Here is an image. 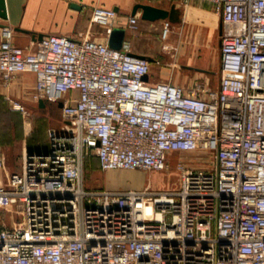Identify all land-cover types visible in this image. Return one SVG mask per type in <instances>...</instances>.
<instances>
[{
    "label": "built area",
    "instance_id": "obj_1",
    "mask_svg": "<svg viewBox=\"0 0 264 264\" xmlns=\"http://www.w3.org/2000/svg\"><path fill=\"white\" fill-rule=\"evenodd\" d=\"M199 1L223 22L218 90L150 81L151 62L128 41L109 45L111 8L92 11L106 41L48 34L22 47L4 27L2 79L34 73L33 100L63 102L65 127L0 180V206L24 204L0 227V264H264V0ZM174 152L200 153L177 162L178 190L85 183L91 154L103 171H160Z\"/></svg>",
    "mask_w": 264,
    "mask_h": 264
},
{
    "label": "crops",
    "instance_id": "obj_2",
    "mask_svg": "<svg viewBox=\"0 0 264 264\" xmlns=\"http://www.w3.org/2000/svg\"><path fill=\"white\" fill-rule=\"evenodd\" d=\"M8 19L0 18V23L14 29L13 42L27 47L34 42L31 34L18 31L21 27L33 33L44 35L59 34L72 38L89 37L106 41V25L92 20V11L101 6L117 12L114 28L126 30L125 41L130 43L132 54L146 56L152 65L150 81L170 80L190 90L196 83L206 88L218 90L221 76L220 33L222 18L212 4L193 1L183 4L179 0H6ZM138 3L171 9L176 5L174 20L151 21L142 18V9L132 14ZM78 7H74V6ZM131 17H137L136 28L129 26ZM170 22L171 28L164 38L163 28ZM4 27L0 26V42ZM201 52V54L199 53ZM174 59V63L168 60ZM181 64H178V63ZM36 75L25 72L18 74L8 84L0 74V180L3 183L13 173H21L24 156L48 151V146L40 142L27 143L18 130L21 114L10 108L14 102L23 101L26 92L33 91ZM19 210L11 214L9 207L0 206V227L12 226L24 215L23 201ZM6 215V216H5Z\"/></svg>",
    "mask_w": 264,
    "mask_h": 264
},
{
    "label": "rangeland",
    "instance_id": "obj_3",
    "mask_svg": "<svg viewBox=\"0 0 264 264\" xmlns=\"http://www.w3.org/2000/svg\"><path fill=\"white\" fill-rule=\"evenodd\" d=\"M201 54V52H199ZM169 63H174L170 58ZM178 64H181L180 62ZM33 92H26L23 101L14 102L23 105L24 110H16L21 114L23 121L18 130L27 143L40 142L50 146L51 137L62 133L65 121L61 109L55 103H47L45 108L35 102ZM200 155L197 152H174L171 156L170 168L165 170L141 171V170H111L103 171L99 168V162L95 154L87 157L84 163L85 183L89 188L95 189H139L149 187L153 191H175L180 187V172L177 170V162L181 159L189 161ZM11 214L18 213L19 206L9 203ZM6 216V215H5ZM22 215L18 220H21Z\"/></svg>",
    "mask_w": 264,
    "mask_h": 264
},
{
    "label": "water",
    "instance_id": "obj_4",
    "mask_svg": "<svg viewBox=\"0 0 264 264\" xmlns=\"http://www.w3.org/2000/svg\"><path fill=\"white\" fill-rule=\"evenodd\" d=\"M78 7V6H74ZM139 9H142V18L151 21L157 20H174V17L177 15L176 5H172L171 9L159 8L150 4H141L138 3L134 6L132 14L135 15ZM0 18L8 19V10H7V2L6 0H0ZM1 27H7V25L0 23ZM18 31H22L33 36L34 41H40L45 36L43 33H33L24 28H17ZM126 37V30L123 28H114L110 37H109V45L114 49H121L123 47V43ZM138 56L136 54H133ZM140 56V55H139ZM149 60L146 56H140ZM41 108H45L47 106V102L45 100H40L39 102ZM58 107L61 109L63 107V102H59Z\"/></svg>",
    "mask_w": 264,
    "mask_h": 264
},
{
    "label": "trees",
    "instance_id": "obj_5",
    "mask_svg": "<svg viewBox=\"0 0 264 264\" xmlns=\"http://www.w3.org/2000/svg\"><path fill=\"white\" fill-rule=\"evenodd\" d=\"M49 148V147H48Z\"/></svg>",
    "mask_w": 264,
    "mask_h": 264
}]
</instances>
